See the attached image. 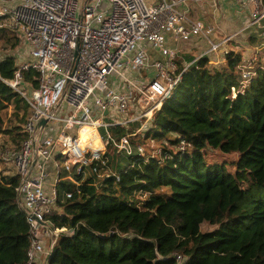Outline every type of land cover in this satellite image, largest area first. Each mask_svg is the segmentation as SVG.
<instances>
[{"label": "trees", "instance_id": "obj_1", "mask_svg": "<svg viewBox=\"0 0 264 264\" xmlns=\"http://www.w3.org/2000/svg\"><path fill=\"white\" fill-rule=\"evenodd\" d=\"M0 44L13 50L16 34L0 28ZM176 60L180 80L144 134L110 129L115 141L129 134L132 148L137 141L156 148L141 156L110 146L108 176L86 177L77 188L59 183L58 211L48 217L59 232L52 246L44 238L45 264H264V66L245 80L233 51L220 69L202 56L181 71ZM16 65L11 55L0 58V134L18 148L29 109L4 83ZM19 185L14 173H0V264L27 263ZM203 223L214 229L202 231Z\"/></svg>", "mask_w": 264, "mask_h": 264}, {"label": "built area", "instance_id": "obj_2", "mask_svg": "<svg viewBox=\"0 0 264 264\" xmlns=\"http://www.w3.org/2000/svg\"><path fill=\"white\" fill-rule=\"evenodd\" d=\"M206 1L0 0V26L6 23L16 34L27 57L17 62L13 79L4 81L29 109L23 138L18 148L0 155V162L20 180V207L30 225L26 264H45L50 248L46 251L42 240L49 238L52 246L59 232L48 217L58 211L60 182L69 181L77 188L86 177L108 176L110 146L126 155L145 154L140 144L132 148L128 134L115 141L110 129L145 117L150 120L170 95L181 72L175 63L177 51L166 46L167 39L173 36L187 43L212 33L211 27L192 20L178 6ZM244 1L250 9L248 27L264 30V0ZM228 40L210 42L199 57ZM143 44L157 50L162 61L151 62ZM148 68L155 76L141 87L134 75ZM29 72L35 76L27 81L24 74ZM249 75L242 78L253 73ZM111 77L121 83L111 87ZM133 96L146 110L126 118ZM49 164L54 179L47 190ZM76 176L80 181L74 180ZM64 198H71V193H64Z\"/></svg>", "mask_w": 264, "mask_h": 264}, {"label": "crops", "instance_id": "obj_3", "mask_svg": "<svg viewBox=\"0 0 264 264\" xmlns=\"http://www.w3.org/2000/svg\"><path fill=\"white\" fill-rule=\"evenodd\" d=\"M180 10L187 11L189 17L212 28V33L208 38L193 37L191 41L184 43L175 40L170 36L166 41V46L177 51V65L183 67L196 60L201 54L209 49L211 43L222 42L223 39L230 37L226 43L221 45V49L239 53V50H263L264 48V30L258 26L248 27L250 21V9L244 0H209L202 4H180ZM255 41H263L258 48ZM253 45H255L253 48ZM150 61L160 60L162 57L157 50L149 45L143 44ZM250 52V51H249ZM253 54L254 52H250ZM196 54H198L196 56ZM243 55V53H239ZM188 55V56H187ZM209 58V55L205 56ZM250 57V56H249ZM252 59V57H251ZM181 60V62H180ZM189 60V61H188ZM49 179L45 183V189H49L51 180L54 178L52 165L47 167ZM11 173H13L11 171ZM44 243V239L42 240Z\"/></svg>", "mask_w": 264, "mask_h": 264}, {"label": "rangeland", "instance_id": "obj_4", "mask_svg": "<svg viewBox=\"0 0 264 264\" xmlns=\"http://www.w3.org/2000/svg\"><path fill=\"white\" fill-rule=\"evenodd\" d=\"M144 1L147 4V3H149L152 0H144ZM1 26L3 28L10 29L9 26L6 23L1 24ZM262 43H263V41H255V44H256V46L258 48L261 47ZM254 46L255 45H253V48L256 47V46L255 47ZM2 48L3 47L0 44V58L4 57L6 55H11V56L15 57L16 62L26 61V59H27L25 49H24L23 46L19 45V43H18V46L15 47L13 50H8V49L3 50ZM249 51L250 52L252 51L254 53L251 54ZM227 52H228L227 50H224V49L220 48V49L216 50L215 52L210 53L209 54V58H208V61H209L210 65L220 69L224 65V62H225L224 56H225V54ZM238 52L239 53H241V52L243 53V55H241V63H240V67H239L240 68L239 69L240 70V74L239 75L242 74L241 76L243 78H245L243 76V74H245L247 72L250 74L249 76L252 75V73H253L252 68L254 69L255 65L264 66V54H263V50L262 49L258 50V51L249 50V49H247V50L243 49V50H239ZM197 55L198 54H196V56ZM251 57H252V59H251ZM180 62H181V60H180ZM134 76L137 79V81L139 82L140 86L141 87H145L147 85L146 83L148 81H150V79H152L155 76V71L152 68H148L146 70H141L138 75H134ZM118 83H121V82H119L118 79L115 78V77H111V79L109 80V85L111 87H115V85L118 86ZM145 110L146 109H144V104L141 103V100L138 98V96H133L132 102L130 104V109L127 112L126 118H130L133 115L138 114L141 111H145ZM13 114H15V113L10 108L9 112H8V116L6 117V119L9 118V117L12 118ZM17 114L20 117L22 112L18 111ZM105 121H107V120H105ZM136 123L137 124H135V125L132 124V123H129V124H127L124 127L126 128V130L128 132H131L132 135L141 134V136H142L144 134V132L149 127V118L145 117V118H143L142 120H140L139 122H136ZM100 132L103 133V130H100ZM135 144L136 145L140 144L144 148L145 151H146V149H150L151 146L156 148V145L153 142H149L147 144H143V143H140V141H137V142H135ZM15 148H17V146H15L12 143L11 138L9 136H7L5 134H0V155L5 149H15ZM229 158L233 159L232 156H227L226 157V159H229ZM124 165H125V163H122L121 169H123ZM10 172H11V170L0 162V173H2L4 175H8V174H10ZM53 177H54V175H53ZM53 179L51 180L50 184H52ZM59 195H60V193H59ZM212 229H214V228L211 227L210 225L206 224V223H203L201 225V230L202 231H208V230H212ZM44 248H45L46 251H49L48 247H45V245H44Z\"/></svg>", "mask_w": 264, "mask_h": 264}, {"label": "water", "instance_id": "obj_5", "mask_svg": "<svg viewBox=\"0 0 264 264\" xmlns=\"http://www.w3.org/2000/svg\"><path fill=\"white\" fill-rule=\"evenodd\" d=\"M76 53H77V50H76ZM76 53H75V54H76ZM44 123H45L44 121H41V122H40L41 125H44ZM33 164H34V162H32V165H33ZM18 198H19V193H18ZM31 218L34 219L33 217H31ZM39 223H40V224H43V223H41V222H39ZM49 255H50V252L47 254V256H46V260L48 259Z\"/></svg>", "mask_w": 264, "mask_h": 264}]
</instances>
